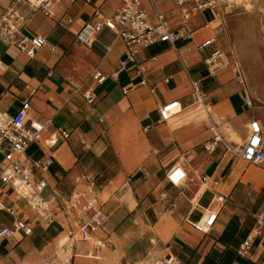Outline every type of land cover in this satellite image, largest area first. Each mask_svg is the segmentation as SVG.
<instances>
[{"label":"crops","instance_id":"1","mask_svg":"<svg viewBox=\"0 0 264 264\" xmlns=\"http://www.w3.org/2000/svg\"><path fill=\"white\" fill-rule=\"evenodd\" d=\"M93 3L108 15L122 0ZM93 3L55 2L51 17L33 10L27 0H0V18L13 7L23 32L48 39L34 57L0 39V103L13 113L28 98L32 105L29 119L45 124L43 139L31 144L28 154L47 164L45 194L52 198L53 207V220H44L0 180V200L15 209L14 214L0 210V226H11L16 218L34 226L29 236L17 232L13 238L0 240V264H39L50 257L55 244L60 248L65 225L77 228L81 220L74 209L67 210L72 195L87 189L97 192L108 220L94 234L96 243L78 242L67 251L73 255L71 264H150L168 254L188 264H264V236L254 240L251 257L237 252L256 227L257 217L264 214V165L243 167L242 159L227 152L223 144L213 153L205 149L212 123L218 124L234 150L235 143L237 149L242 148L252 115L230 69L217 78L207 76L203 62L207 52L197 45L215 32L223 49L220 29L212 25L215 10L192 18L194 40H179L175 46L164 42L167 47L155 54L149 46L136 61H129L126 45L109 29L100 32L91 47L75 41V33L93 16ZM156 3L176 24L174 1ZM144 7L154 17L147 0ZM105 32L113 34L109 43L101 41ZM121 59L127 61L124 68L119 66ZM195 67H202L197 79L190 73ZM94 68L108 76L102 85L90 76ZM192 80L204 94L201 101L193 92ZM89 88L94 90L93 103L84 95ZM124 88L129 89L127 94ZM205 91L227 97L236 116L229 122L244 130V139L240 130L230 126L227 133L214 121L220 113L209 107ZM173 99L180 101L176 115L187 113L189 120L182 122L181 116L173 127L169 122L157 123L159 106ZM209 120L212 123L206 125ZM62 130L69 132L68 138L61 135ZM228 136L234 142L227 140ZM175 163L188 173L182 191L165 177ZM43 175L36 172L35 178ZM203 176L210 177L208 188H203ZM162 192L168 199L161 197ZM169 199L177 203L173 212L167 209ZM206 209L219 212L217 222L209 233L198 232L189 221L199 220Z\"/></svg>","mask_w":264,"mask_h":264},{"label":"built area","instance_id":"2","mask_svg":"<svg viewBox=\"0 0 264 264\" xmlns=\"http://www.w3.org/2000/svg\"><path fill=\"white\" fill-rule=\"evenodd\" d=\"M22 1V0H21ZM33 10H42L46 15L53 17V4L62 0H27ZM74 3L76 0H70ZM152 6L154 17L144 7V0H122L121 5L112 13L104 14L100 5L94 4V0H87L93 3V16L83 23L75 33V41L85 48L91 47L97 35L104 29L116 33L117 38L126 45V55L129 61H136L137 55L142 49L156 43H169L175 46L179 40L192 41L195 38V31L190 26L192 18L208 9H216L218 0H173L177 11L178 21L174 23L173 18L167 16L157 7V0H147ZM20 16L13 8H9L0 18V39L10 45L18 47L28 56L34 57L37 51L48 44L44 35H32L22 31L19 23ZM69 23L72 18H68ZM61 22V20H60ZM62 23V22H61ZM218 36L215 32L198 43L200 51H206L207 55L203 62L206 67L207 76L217 78L225 69H230L232 79L241 85L239 91L244 106L255 109V100L251 96L246 85L244 68L234 56L227 54L218 45ZM0 65L2 61L0 60ZM127 65L125 59L119 60L120 68ZM117 72L111 74L114 77ZM97 85H102L108 76L99 68H94L90 74ZM170 79L167 78L166 82ZM146 80L142 81L145 85ZM193 92L198 100L204 99L200 85L192 80ZM128 88L123 89L127 94ZM89 103L95 99L94 90L89 88L84 93ZM179 99L164 102L158 108L159 118L157 123H167L177 114ZM31 101L26 98L21 106L13 113L4 108L0 103V180L7 185L16 196L23 199L31 211L46 221L53 220L52 198L46 195L48 186L47 179L43 172L47 169L46 162L35 160L28 154L31 144L41 142L45 132V124L39 120L29 119L28 112L31 109ZM262 116L255 113L251 115L247 123L248 134L239 152H236L224 139L217 123H212V136L205 142V149L213 153L223 144L225 150L235 153L242 160L250 165H264V104L259 106ZM64 138L69 137V132L61 131ZM85 148L88 145L85 144ZM39 172L43 177L35 178ZM168 183L182 191L188 181V173L178 163H175L166 171ZM203 181L208 182L209 176H203ZM161 197L168 199L165 192ZM221 199H223L221 197ZM98 194L93 189H87L72 195L68 209H74L80 221L77 228L69 225L67 234L68 240L64 245V251L69 247H76L78 242L92 241L96 243L94 234L103 228L108 220V214L102 210ZM177 207L175 199L168 200V211L173 212ZM0 210L14 214L15 209L8 207L0 200ZM219 212L216 209H206L199 220L189 221L191 226L198 232L209 233L215 226ZM17 232L29 236L34 232V226L29 221L16 218L11 226H0V240L13 238ZM264 236V214L257 217L256 227L250 232L247 238L241 243L237 252L243 257H251L253 242L258 237ZM63 259L60 264H71V259ZM150 264H188L180 260L175 254H168L154 258Z\"/></svg>","mask_w":264,"mask_h":264},{"label":"rangeland","instance_id":"3","mask_svg":"<svg viewBox=\"0 0 264 264\" xmlns=\"http://www.w3.org/2000/svg\"><path fill=\"white\" fill-rule=\"evenodd\" d=\"M215 10V21L213 26H218L220 29V42L223 50L230 56H234L241 62L246 76V85L251 96L255 100V109H248V113L251 115L255 113L258 117H261L262 112L259 106L264 104V0H218V7ZM210 18L211 15L207 14ZM212 15L214 13L212 12ZM113 34L110 32H105L101 41L104 43L111 42ZM165 43H158L150 47V52L155 54L160 50L166 48ZM206 52V51H205ZM206 54V53H205ZM202 67H195L191 69V75L193 78L197 79L201 75ZM186 83V78H185ZM217 81L213 82L211 86L216 85ZM187 85V84H186ZM207 92L208 103L210 108L218 110L220 115H218L214 121L220 123V127L227 131L228 127L235 129L236 131H241V136L243 137L244 130L242 128L236 129L229 120L233 117V110L229 104V100L226 96L221 93L210 94ZM210 109V114L212 112ZM246 109V108H245ZM182 116L180 121L189 120L190 115L187 113L178 114L173 116L169 120V125L173 127L177 122L179 117ZM210 120L206 125L211 124ZM207 137L211 135L208 132ZM228 135V134H227ZM209 138V137H208ZM229 141V136L227 137ZM233 138V137H232ZM234 140V139H233ZM234 142V141H231ZM235 151L238 144L235 143ZM243 167H255L254 165L247 164V162L240 160ZM207 188L209 186H206ZM203 185V188H206ZM66 228L61 233L60 238L68 237L69 228ZM22 234V233H21ZM20 234H17V237ZM55 250L50 253V257L42 260L39 264H44L45 262L52 264H60L63 259H70L72 254L68 250L64 251V248H58L55 244ZM68 251V252H67ZM67 252V253H65ZM50 259V260H49Z\"/></svg>","mask_w":264,"mask_h":264},{"label":"bare ground","instance_id":"4","mask_svg":"<svg viewBox=\"0 0 264 264\" xmlns=\"http://www.w3.org/2000/svg\"><path fill=\"white\" fill-rule=\"evenodd\" d=\"M179 106H180V103L178 104L177 110H178ZM206 109H207V111H209L208 106H206ZM209 118H210V115H209ZM168 122H169V121H168ZM239 151H240V150H236V152H239ZM203 184H204V187H206L207 184H208V182L203 181ZM67 240H68V237L62 238V239L60 240V242H59L60 248H64V245L67 243Z\"/></svg>","mask_w":264,"mask_h":264}]
</instances>
